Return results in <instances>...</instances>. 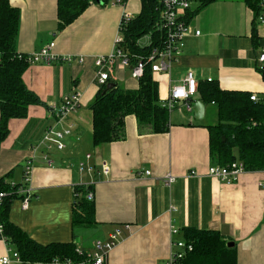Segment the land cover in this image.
<instances>
[{
  "label": "crops",
  "instance_id": "obj_1",
  "mask_svg": "<svg viewBox=\"0 0 264 264\" xmlns=\"http://www.w3.org/2000/svg\"><path fill=\"white\" fill-rule=\"evenodd\" d=\"M10 4L20 11L19 54L39 53L53 45L52 53L74 58L73 62L30 65L24 72V83L43 105L30 106L24 119L10 120L0 148V179L8 176V182L21 184L26 162L35 161L34 197L27 210L19 200L12 204L10 222L41 245L75 242L87 256L95 252L96 240L106 241L115 229L122 228L123 236L106 264H166L177 251L174 241H184L186 228L219 232L227 244L234 243L238 264H264V190L260 187L264 170L246 171L232 184L208 176L207 169L218 166L211 161L208 130L218 123V110L213 103L205 104L201 120L193 111L195 102L202 101L200 85L208 79L224 91L264 98V78L258 70L264 52V23L256 20L255 11L242 0H217L191 20L186 18L191 32L178 62L170 73L152 74L161 106L171 87L180 84L189 70L194 71L199 86L189 101L192 111L185 106L167 111L169 130L165 133L141 128L130 115L124 141L94 146L89 106L101 87L94 61L113 53L116 40L123 39V14L139 15L141 1L91 3L62 31H58V0H11ZM198 5L196 2L191 10ZM144 38L148 42L143 44L141 39L140 44L149 45V36ZM111 81L126 90L139 87L130 67L116 65ZM76 92L80 93L78 110L59 121L57 110ZM51 127H72V134L65 139L64 150L51 151L54 164L49 166L41 150L34 149ZM88 154L92 156L89 164L95 167L93 174L79 170ZM104 163L110 166L108 176L102 173ZM191 171L197 176H190ZM168 175L176 178L170 186L165 182ZM90 185L96 206L92 239L86 238L90 236L87 230L75 233L73 228L75 188ZM125 225L130 229H124ZM173 230L179 234L174 235ZM8 248L0 240V258L7 255Z\"/></svg>",
  "mask_w": 264,
  "mask_h": 264
},
{
  "label": "trees",
  "instance_id": "obj_2",
  "mask_svg": "<svg viewBox=\"0 0 264 264\" xmlns=\"http://www.w3.org/2000/svg\"><path fill=\"white\" fill-rule=\"evenodd\" d=\"M11 0H0V148L9 133V121L24 119L32 105H43L40 98L28 89L23 80L30 66L25 57L19 58L16 49L20 11L10 4ZM109 0H58V31L74 23L91 3H107ZM126 4L128 0H119ZM142 10L127 24H121L123 43L121 47L131 57V66L139 58L146 59L151 51L159 47L164 34L160 29L162 6L160 0H140ZM217 0H198L195 11L190 10L191 20L200 9ZM256 13L261 11L262 0H242ZM255 24V23H254ZM255 24V28H256ZM255 33V32H254ZM151 35V45L139 42ZM151 67L146 66L144 75L138 80L137 90H126L114 81V86H101L89 109L93 114V144L99 146L126 139V119L133 115L139 126L151 127L154 133L169 130L168 112L159 104L158 84L153 80ZM108 83V84H109ZM201 99L205 104L213 103L218 110V123L209 126L210 156L213 165L227 166L235 161L242 162L247 172L264 170V98L252 101L251 94L224 91L215 81L200 85ZM0 179V192L10 194L0 210V223L10 248L20 255L22 264L72 263L93 264L87 254L77 252L75 242L41 245L25 231L9 220L12 204L20 200L16 190L19 185ZM94 193L93 186L75 188L73 205V228L75 233L95 226V202L88 195ZM183 239L193 246L183 259L175 264H238L235 248H229L217 231L186 228ZM77 237V236H76Z\"/></svg>",
  "mask_w": 264,
  "mask_h": 264
},
{
  "label": "built area",
  "instance_id": "obj_3",
  "mask_svg": "<svg viewBox=\"0 0 264 264\" xmlns=\"http://www.w3.org/2000/svg\"><path fill=\"white\" fill-rule=\"evenodd\" d=\"M198 0H160L162 6V18L160 29L164 34V39L160 42L159 47L153 49L150 55L146 59L139 58L135 66H131V57L121 47L123 43L122 38L116 40V45L113 53L109 55L99 56L95 59L94 64L97 69V82L100 86L108 85L111 76L114 72V67L120 65L121 67H130L132 71V78L139 80L143 77L146 66L151 67L153 73H170L174 65L178 62L180 56L186 45V40L190 35L191 28L187 21V13L192 9L193 5ZM117 3L121 4L119 0ZM130 13H124L122 16L121 24H127L132 20ZM260 23H264V0L261 3V11L258 17ZM200 31H196L195 35L200 36ZM149 36V45H151V36ZM140 43V42H139ZM53 45H49L39 53H33L31 55L18 54L19 58L25 57L29 65L45 64L51 65L55 62H73L72 56L60 57L51 52ZM2 54L0 52V65L2 64ZM81 63L83 59L79 60ZM258 70L264 78V52L260 55ZM213 81L208 79V82ZM198 80L194 71L189 70L183 81L180 84L171 87L168 97L162 101L161 107L168 112L174 111L179 106H185L188 111H192V104L189 103L198 93ZM254 102H259L261 99L252 95L250 98ZM80 105V93H74L70 98L65 99L63 105L57 110L56 116L59 121L68 118L71 114L76 113ZM72 134V127H66L63 129L49 128L40 144L36 146L34 150H41L43 160L49 166L54 164V161L50 157L52 150L62 151L66 148L65 139ZM92 159L91 155H87L84 162H80L79 170L82 172H88L93 174L95 167L90 165L88 161ZM34 159L31 158L26 162L24 171V178L18 189L16 190L19 195L22 209L27 210L30 202L33 199V190L31 188L32 175L34 170ZM102 173L105 176L110 174V166L107 163L102 165ZM245 167L242 162L235 161L227 166H210L207 169L206 174L212 178L218 179L221 182L232 184L238 181L239 177L245 173ZM146 175H150L147 171ZM197 176L196 171H191L190 176ZM176 178L172 175H168L165 178V182L168 186L175 182ZM260 187L264 190V179L260 183ZM10 194L0 192V210L4 204L5 198ZM94 193L88 195L89 200H94ZM175 210V208H173ZM124 229L129 230L130 226L125 225ZM174 235L179 234L178 230H173ZM123 236V229L117 228L109 236L106 241H95V252L88 256L93 264H106L109 253L114 249L117 243ZM0 240L6 242L4 236V226L0 223ZM174 251L170 256V259L166 264H175L179 259H183L188 252L193 251L192 245H187L185 241L178 240L173 243ZM77 252L82 255V251L77 249ZM0 264H22L20 255L12 248H8L7 255L0 258Z\"/></svg>",
  "mask_w": 264,
  "mask_h": 264
},
{
  "label": "water",
  "instance_id": "obj_4",
  "mask_svg": "<svg viewBox=\"0 0 264 264\" xmlns=\"http://www.w3.org/2000/svg\"><path fill=\"white\" fill-rule=\"evenodd\" d=\"M114 86V84L113 83H109L108 84V88H111V87H113ZM205 103L203 102V101H196L195 102V105H194V109H193V111H194V114H195V118L197 119V120H201V119H203V117H204V112H205ZM234 246V243H229L228 244V247L229 248H232Z\"/></svg>",
  "mask_w": 264,
  "mask_h": 264
},
{
  "label": "rangeland",
  "instance_id": "obj_5",
  "mask_svg": "<svg viewBox=\"0 0 264 264\" xmlns=\"http://www.w3.org/2000/svg\"><path fill=\"white\" fill-rule=\"evenodd\" d=\"M141 42L143 43V44H145V43H147L148 42V40L147 39H145V38H143L142 40H141ZM45 136V135H44ZM44 138V137H43ZM77 154V153H76ZM56 162V161H55ZM89 232H91V230H89ZM86 238H90V239H92V238H94V236L92 235V233H90V236H86Z\"/></svg>",
  "mask_w": 264,
  "mask_h": 264
}]
</instances>
